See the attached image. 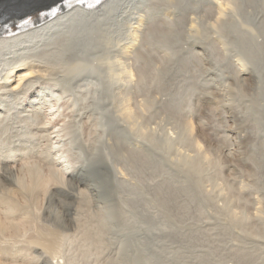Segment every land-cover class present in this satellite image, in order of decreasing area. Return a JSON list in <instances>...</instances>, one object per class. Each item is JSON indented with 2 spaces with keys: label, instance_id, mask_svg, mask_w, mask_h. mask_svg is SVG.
<instances>
[{
  "label": "bare ground",
  "instance_id": "bare-ground-1",
  "mask_svg": "<svg viewBox=\"0 0 264 264\" xmlns=\"http://www.w3.org/2000/svg\"><path fill=\"white\" fill-rule=\"evenodd\" d=\"M28 1L0 0V264H136L139 235L125 233L126 241L122 232L130 220L145 219L148 231L152 221L150 208L124 192L125 185L131 175L140 185L148 182L156 160L149 148L157 142V130L146 121L152 101L143 87L158 79L154 69L171 59L179 33L143 11L151 15L155 5L192 0H59L58 6L43 4L35 17L37 1L30 0L33 10ZM203 1L187 8L198 14ZM210 6L199 19L188 16L189 36L230 48L244 86L254 70L264 72V0H211ZM155 36L166 56L159 61L147 50ZM34 87H41L38 95ZM185 125L160 144L170 153L178 148L176 161L201 177L198 162L215 161L195 138V124ZM125 129L151 145L126 148ZM190 144L195 154L179 149ZM122 162L125 168L117 170ZM219 192L226 193L234 217L245 213L255 221L232 208L230 187L220 185ZM257 204L259 217L262 200Z\"/></svg>",
  "mask_w": 264,
  "mask_h": 264
},
{
  "label": "rangeland",
  "instance_id": "rangeland-1",
  "mask_svg": "<svg viewBox=\"0 0 264 264\" xmlns=\"http://www.w3.org/2000/svg\"><path fill=\"white\" fill-rule=\"evenodd\" d=\"M192 1L189 5H155L151 15L149 11H143L154 23L175 28L179 33L174 36L176 43L171 48V59L164 63L165 67L163 65L154 69L158 79L143 87L148 96L146 98L152 101V114L146 121L157 130V135L153 136V141H157L156 146L147 143L146 139L136 137V133L132 130L130 132V129H125L127 132L123 136L126 148L151 145L150 154L159 160L153 161L155 165H151L152 174L146 179L148 182L142 183L144 187L131 175L129 180L132 184H126L124 191L134 201L141 202L143 209L150 208L148 216L151 217L152 227L148 231L150 225L148 227L143 218L130 220L129 230L127 228L122 235L124 240H129V233L139 235L140 253L136 264H264V211L259 217L256 214L260 207L258 199L262 200L264 208V72L254 70L247 76L249 81L239 86L243 82L235 74L230 48L223 49L214 39L189 36L188 19L197 14L196 9L193 13ZM210 1L200 3L201 11L196 15L198 19L204 10L211 8ZM40 13H35L33 17ZM168 19H171L170 23ZM158 40V37H153L147 46L156 61L166 57ZM40 88L34 87L31 92L38 95ZM50 88L63 90L62 87ZM98 89L101 96H105L103 87ZM110 116L111 113L108 118ZM188 121L195 124V138L199 139L204 151L210 152L209 155L212 154L215 161V164L208 163L202 158L198 162L203 168L201 177L185 170L176 161L181 157L178 148L170 153L160 144L167 134H182ZM134 137L139 138L138 142L133 140L136 139ZM190 145L179 149L195 154L197 148ZM226 155L233 158L229 159ZM124 165L123 162L117 164V170H123ZM220 185L231 188L230 193L234 195L235 201L232 208L237 212H247L255 221L247 220L245 213L234 217L232 211L227 210L226 193L219 192ZM161 200L167 203V207L162 205ZM108 254L116 256L117 252L111 251ZM116 258L120 259V255ZM90 262L94 261H82L81 264H92Z\"/></svg>",
  "mask_w": 264,
  "mask_h": 264
},
{
  "label": "water",
  "instance_id": "water-1",
  "mask_svg": "<svg viewBox=\"0 0 264 264\" xmlns=\"http://www.w3.org/2000/svg\"><path fill=\"white\" fill-rule=\"evenodd\" d=\"M35 1H37V5L36 6H38L36 9H35V11L36 12H34V13H37V12H40V11H42V6H43V4H46V3H54V5H56L57 4V6L59 5L58 4V1L59 0H35ZM61 1V0H60ZM33 2L32 1H28V5H26L27 6V8H31L32 10H33V8L32 7H34L33 5L34 4H32ZM61 5V4H60ZM56 6V7H57ZM50 7V6H49ZM48 8V7H47Z\"/></svg>",
  "mask_w": 264,
  "mask_h": 264
},
{
  "label": "snow or ice",
  "instance_id": "snow-or-ice-1",
  "mask_svg": "<svg viewBox=\"0 0 264 264\" xmlns=\"http://www.w3.org/2000/svg\"><path fill=\"white\" fill-rule=\"evenodd\" d=\"M23 75H30V73H23ZM35 83H40V82L39 81H35Z\"/></svg>",
  "mask_w": 264,
  "mask_h": 264
}]
</instances>
